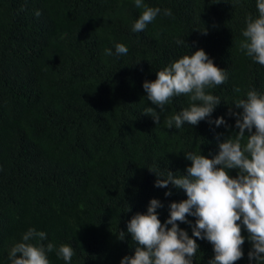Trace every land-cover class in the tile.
Returning a JSON list of instances; mask_svg holds the SVG:
<instances>
[{
    "label": "trees",
    "instance_id": "obj_1",
    "mask_svg": "<svg viewBox=\"0 0 264 264\" xmlns=\"http://www.w3.org/2000/svg\"><path fill=\"white\" fill-rule=\"evenodd\" d=\"M144 3L162 11L133 32L143 11L134 0H0V264H10L11 249L30 228L47 234L45 245L73 248L70 262L47 253L50 264H120L133 256L131 218L146 214L155 198L164 223L170 203L187 199L171 184L156 187L150 170L186 174V152L214 158L219 143L238 131L229 114L242 111L235 100L251 89L264 94V66L239 48L247 17L259 16L257 0ZM117 43L127 46L126 55L115 53ZM198 49L228 74L207 90L221 99L211 116L168 129L165 119L189 106L186 96L172 98L158 125L142 115L155 107L143 82ZM219 117L227 127L209 123ZM186 219L194 225L197 218ZM177 223L192 237L190 224ZM241 230L244 255L235 264H250L252 245ZM196 242L193 264H208L213 245Z\"/></svg>",
    "mask_w": 264,
    "mask_h": 264
},
{
    "label": "clouds",
    "instance_id": "obj_2",
    "mask_svg": "<svg viewBox=\"0 0 264 264\" xmlns=\"http://www.w3.org/2000/svg\"><path fill=\"white\" fill-rule=\"evenodd\" d=\"M134 3L143 11L132 31L141 32L162 10L149 7L144 0H134ZM257 9V18L247 17L239 48L264 66V0H257ZM36 15H40L39 11ZM163 15L172 16L171 9H164ZM201 32L207 34V29ZM128 51L122 43L115 45L117 55H126ZM105 55H113L112 50L105 49ZM156 77L154 81L143 82L147 100L155 107H146L142 115L151 116L158 125L172 98L186 96L189 106L164 121L168 129L173 126L180 129L185 124L196 126L211 116L221 99L207 90L224 84L228 74L217 67L203 49H198L157 71ZM233 91L240 93L241 89L235 87ZM233 105L235 109H242L239 112L229 109V114L236 117L238 131L219 143V152L214 158L202 155L201 150L199 154L186 152L185 158L191 161L186 174L168 170L165 177L150 170L157 177L156 187L168 188L171 184L176 189H183L187 199L170 203L169 216L164 223L157 213L163 204L155 198L150 200L146 214L134 215L128 222L127 231L138 246L134 255L123 257L120 264H193L199 248L197 239L213 245L215 255L208 264H235L244 255L241 246L245 237L241 234V224L252 245L248 252L250 264L252 261L264 264V94L255 89L248 90L246 99H237ZM209 123L227 127L223 117L214 122L209 120ZM233 169L238 170L235 177L229 174ZM170 195L171 190L165 192V196ZM188 216L197 218L194 225L186 219ZM177 222L190 224L192 237L196 239ZM124 235L121 232V239ZM46 239L45 232L30 228L23 234L22 241L11 249L10 264H50L47 253L53 250L65 262L72 260V247L62 244L57 249L51 242L45 245ZM33 240L36 243H32Z\"/></svg>",
    "mask_w": 264,
    "mask_h": 264
}]
</instances>
